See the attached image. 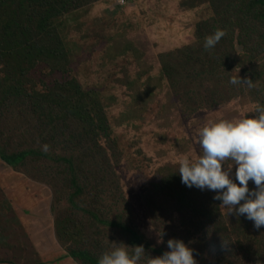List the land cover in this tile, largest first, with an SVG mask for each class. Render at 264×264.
<instances>
[{
    "label": "rangeland",
    "instance_id": "obj_1",
    "mask_svg": "<svg viewBox=\"0 0 264 264\" xmlns=\"http://www.w3.org/2000/svg\"><path fill=\"white\" fill-rule=\"evenodd\" d=\"M19 1L0 0V264H83L67 253L98 260L115 243L154 258L170 238L197 264H264V248L253 261L232 234L246 218L178 173L199 153V127L264 105V11L253 0H35V13ZM238 75L253 86L231 84Z\"/></svg>",
    "mask_w": 264,
    "mask_h": 264
},
{
    "label": "clouds",
    "instance_id": "obj_2",
    "mask_svg": "<svg viewBox=\"0 0 264 264\" xmlns=\"http://www.w3.org/2000/svg\"><path fill=\"white\" fill-rule=\"evenodd\" d=\"M225 35L217 29L205 38L204 48H213ZM233 85L252 87V80L230 77ZM199 153L179 160L181 183L200 190L208 189L221 201L228 214L244 216L256 229L264 226V105L243 119L209 120L197 129ZM47 150V145L44 146ZM233 168L235 171L233 173ZM249 181L255 188H249ZM156 231L157 243H163V231ZM168 251L158 257L146 255L142 244L115 243L98 258L97 264H197L194 249L183 240H167ZM227 243L222 241V247Z\"/></svg>",
    "mask_w": 264,
    "mask_h": 264
},
{
    "label": "trees",
    "instance_id": "obj_3",
    "mask_svg": "<svg viewBox=\"0 0 264 264\" xmlns=\"http://www.w3.org/2000/svg\"><path fill=\"white\" fill-rule=\"evenodd\" d=\"M34 4H35V8L33 7V9H34V12H35L36 11V7H37L35 0H34ZM253 5L256 6V7L259 6L261 8V10L264 11V0H253ZM19 6H21V0L19 1ZM26 16H28V13H26ZM259 16L260 17H264V12H263L262 16L260 14H259ZM261 20H264V19H261ZM5 32H6L7 38H9L10 37L9 32L8 31H5ZM35 45H37L36 41H35ZM50 51H51L52 57L54 58V63H56L58 61V58L60 57L61 53L57 54L55 52V50H53V49H50ZM42 61H45V60H42ZM25 95L28 96V95H30V93L29 94H25ZM80 106L81 105L78 106V109H79ZM85 106L89 107L87 104ZM189 196H190V194L188 192H186V190H185L183 195H182V199H184L186 197H189ZM185 203L187 204L188 208L191 209L193 212L196 211V209L191 207V206H193L195 204L194 201L185 200ZM202 209H203L202 213L204 215H208V219L210 218L211 222H217L216 218L214 216V214H215L214 209H213V211L210 212V211L205 209V205L204 206L202 205ZM219 224L222 225L223 223L221 222ZM232 230H233L232 234L235 233L237 235L236 236L237 237V241H238V243H240V245H242L241 244V240L243 238L250 244V246L246 250H248V252H250V253H253L252 251H254L255 255L253 256V261L259 262L260 260H256V259L263 257L260 254V251H258V250H261V249L264 248V234L258 233L257 231H259V229H256L253 226V222L251 220H248V219H246L245 224H241L239 227L232 228ZM239 234L241 236H239ZM224 238H227V237H224ZM254 248H256V249H254ZM67 257L70 258V259H74L76 261H79V262H81L83 264H97V261H98L95 258H93L92 255H90L88 253H84V252H82V253L81 252H78V253L69 252V253H67ZM249 261H251V260H249Z\"/></svg>",
    "mask_w": 264,
    "mask_h": 264
},
{
    "label": "built area",
    "instance_id": "obj_4",
    "mask_svg": "<svg viewBox=\"0 0 264 264\" xmlns=\"http://www.w3.org/2000/svg\"><path fill=\"white\" fill-rule=\"evenodd\" d=\"M121 1H123V0H121Z\"/></svg>",
    "mask_w": 264,
    "mask_h": 264
}]
</instances>
